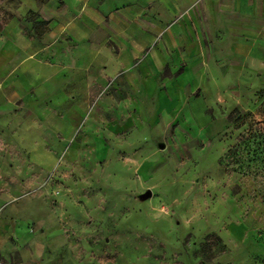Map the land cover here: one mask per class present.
Returning <instances> with one entry per match:
<instances>
[{
  "label": "crops",
  "instance_id": "1",
  "mask_svg": "<svg viewBox=\"0 0 264 264\" xmlns=\"http://www.w3.org/2000/svg\"><path fill=\"white\" fill-rule=\"evenodd\" d=\"M258 76L264 0H0V264H118L81 200L152 192L160 156L221 168L211 127Z\"/></svg>",
  "mask_w": 264,
  "mask_h": 264
},
{
  "label": "rangeland",
  "instance_id": "2",
  "mask_svg": "<svg viewBox=\"0 0 264 264\" xmlns=\"http://www.w3.org/2000/svg\"><path fill=\"white\" fill-rule=\"evenodd\" d=\"M234 103L226 121L219 113L211 127L213 135L220 136L215 145L224 151L221 168L213 167L211 157L174 161L160 156L161 176L148 182L155 185L149 199L141 200V193L131 195V190L105 192L96 219L91 205L81 200L82 214L73 219L120 224L115 234L107 229L103 235L119 238L116 244L100 246L107 249L108 259L118 264L195 260L205 236L233 222L245 238H234L228 251L214 258L220 256L219 263L264 264V76L247 79ZM231 149L235 157L228 158ZM215 251H206L203 260L212 261Z\"/></svg>",
  "mask_w": 264,
  "mask_h": 264
},
{
  "label": "trees",
  "instance_id": "3",
  "mask_svg": "<svg viewBox=\"0 0 264 264\" xmlns=\"http://www.w3.org/2000/svg\"><path fill=\"white\" fill-rule=\"evenodd\" d=\"M243 137L244 135L241 134L240 138L242 141H243ZM234 155H235V149H231L226 152L225 156L228 158H232L235 157ZM219 163H221V161H219ZM213 248H215L216 251L214 253L212 252L210 258H214L217 255L225 253V247L222 243L221 238L215 235L214 233H209L208 235L205 236V243L201 246L200 249V251L202 252L201 256L205 258V252L208 251L210 253V251Z\"/></svg>",
  "mask_w": 264,
  "mask_h": 264
},
{
  "label": "built area",
  "instance_id": "4",
  "mask_svg": "<svg viewBox=\"0 0 264 264\" xmlns=\"http://www.w3.org/2000/svg\"><path fill=\"white\" fill-rule=\"evenodd\" d=\"M54 178V172H51L50 174H48L45 179L41 182V184L39 185V187L36 190H32L30 192H28L26 195H31L32 193L36 192V191H40L42 189L45 188V186L49 185L51 183V181Z\"/></svg>",
  "mask_w": 264,
  "mask_h": 264
},
{
  "label": "water",
  "instance_id": "5",
  "mask_svg": "<svg viewBox=\"0 0 264 264\" xmlns=\"http://www.w3.org/2000/svg\"><path fill=\"white\" fill-rule=\"evenodd\" d=\"M152 196V194L150 193V191H146L143 194H141L140 199L141 200H147Z\"/></svg>",
  "mask_w": 264,
  "mask_h": 264
}]
</instances>
